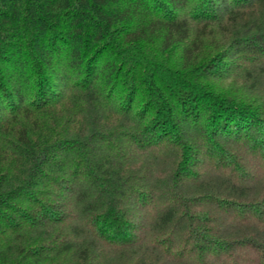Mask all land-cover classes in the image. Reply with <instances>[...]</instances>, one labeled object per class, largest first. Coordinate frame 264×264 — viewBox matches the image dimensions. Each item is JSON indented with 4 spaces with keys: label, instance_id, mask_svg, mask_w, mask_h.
<instances>
[{
    "label": "trees",
    "instance_id": "16d2710c",
    "mask_svg": "<svg viewBox=\"0 0 264 264\" xmlns=\"http://www.w3.org/2000/svg\"><path fill=\"white\" fill-rule=\"evenodd\" d=\"M0 264H264V0H0Z\"/></svg>",
    "mask_w": 264,
    "mask_h": 264
}]
</instances>
